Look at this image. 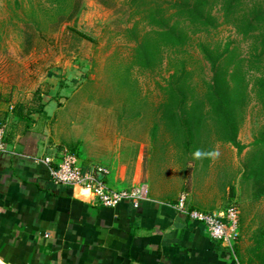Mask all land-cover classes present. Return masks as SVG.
<instances>
[{"label":"rangeland","instance_id":"1","mask_svg":"<svg viewBox=\"0 0 264 264\" xmlns=\"http://www.w3.org/2000/svg\"><path fill=\"white\" fill-rule=\"evenodd\" d=\"M75 2L77 10L70 19L53 20L40 11L50 8L47 0H0V125L7 129L15 127L20 135L29 128L39 131L45 125L52 130V136L60 137L61 132L89 122L94 130L100 124L103 130L109 127L139 146L145 144L150 161L146 156L144 172L151 175L154 183L188 193L207 213L237 207L240 238L234 259L238 264L239 249L247 260L256 232L264 227V195L256 199L253 184L244 176L255 136L264 124L261 106L252 101L246 110L238 134L239 142L246 148L241 154L232 145L216 143L209 164L191 163L185 167L173 162L176 152L164 148L167 138L164 131L159 130L155 141L151 137L152 111L158 104L156 85H164L172 74L170 54H165L153 72L131 70L130 84L133 78L137 80L146 105L141 116H133L126 104L133 89L119 90L115 75L124 73L131 65L135 43L128 31L133 30L141 17L135 15L130 0ZM33 10L37 18L30 16ZM214 13L218 15V10ZM143 27V24L137 27L140 35L145 33ZM199 43L219 47L221 51L228 46L239 58H248L250 52V43L226 25L209 35L193 37L181 57L193 71L195 82L212 78ZM48 94L66 104L63 110L64 105H57L58 121L19 120L18 116L26 118L30 110H39ZM49 110L51 114L53 107ZM38 115L43 117L42 112Z\"/></svg>","mask_w":264,"mask_h":264},{"label":"crops","instance_id":"2","mask_svg":"<svg viewBox=\"0 0 264 264\" xmlns=\"http://www.w3.org/2000/svg\"><path fill=\"white\" fill-rule=\"evenodd\" d=\"M52 97L40 103L43 117L35 113L33 120L60 119L57 105L63 110L66 104ZM89 124L60 137L45 125L29 128L6 142L0 155V264H236L202 224L175 209L181 191L157 185L144 172L146 156L150 161L145 144ZM65 154L116 190L147 184L148 199L138 209L129 202L107 208L89 190L57 185L51 170ZM187 195L190 209L209 212Z\"/></svg>","mask_w":264,"mask_h":264},{"label":"trees","instance_id":"3","mask_svg":"<svg viewBox=\"0 0 264 264\" xmlns=\"http://www.w3.org/2000/svg\"><path fill=\"white\" fill-rule=\"evenodd\" d=\"M47 1L50 8L40 10L45 18L70 19L77 10L75 0ZM130 7L141 20L128 31L135 43L131 65L124 73L116 74L115 79L119 90L133 89L126 103L133 116H141L146 105L137 80L133 78L130 84L131 70L153 72L165 54H170L172 74L164 85H156L158 104L152 111V139L157 140V133L163 130L167 136L164 148L174 149L176 162L185 167L191 163L209 164L216 143L232 145L241 154L246 148L239 142L238 134L249 104L256 101L264 111V0H130ZM30 16L37 18L34 10ZM140 24L144 25L143 35L137 30ZM221 25L231 27L250 43L249 56L239 58L228 46L221 51L199 43L212 78L195 82L193 71L181 56L193 37L209 35ZM251 73L255 74L249 78ZM42 109L39 106L37 111L30 110L26 118H18L32 119L31 115ZM14 128L8 127L6 142L16 133ZM244 167V176L253 184L259 199L264 195V124L255 136ZM253 241L247 260L241 250H236L240 264H264V227L256 232Z\"/></svg>","mask_w":264,"mask_h":264},{"label":"built area","instance_id":"4","mask_svg":"<svg viewBox=\"0 0 264 264\" xmlns=\"http://www.w3.org/2000/svg\"><path fill=\"white\" fill-rule=\"evenodd\" d=\"M6 126H0V155L6 151ZM49 163V160H46ZM100 174L107 171L98 169ZM52 178L57 185L89 190L98 203L107 208H115L122 202H129L134 209L148 199V186L139 183L131 189H114L107 182L100 179L94 172L83 171L77 160L70 154H65L56 169L51 170ZM188 195L182 193L175 205V209L194 222L202 224L209 236L220 242L235 258V248L240 238L239 210L230 206L225 211L206 213L190 209L187 204Z\"/></svg>","mask_w":264,"mask_h":264},{"label":"bare ground","instance_id":"5","mask_svg":"<svg viewBox=\"0 0 264 264\" xmlns=\"http://www.w3.org/2000/svg\"><path fill=\"white\" fill-rule=\"evenodd\" d=\"M89 192V191H88ZM86 193H87V191H86Z\"/></svg>","mask_w":264,"mask_h":264}]
</instances>
